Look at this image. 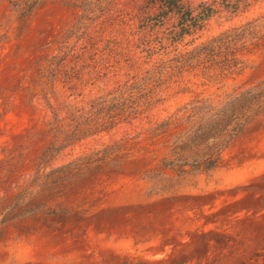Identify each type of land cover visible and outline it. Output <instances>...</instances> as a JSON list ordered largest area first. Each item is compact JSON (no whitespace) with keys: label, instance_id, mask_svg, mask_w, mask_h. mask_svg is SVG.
<instances>
[{"label":"rangeland","instance_id":"374dc122","mask_svg":"<svg viewBox=\"0 0 264 264\" xmlns=\"http://www.w3.org/2000/svg\"><path fill=\"white\" fill-rule=\"evenodd\" d=\"M86 1L93 7L82 12L73 7L81 0H0V264H264V115L247 125L210 172L178 180L167 171L170 176L160 185L146 170L156 167L165 148L145 140L117 165L94 164L54 181L55 168L96 142L81 141L54 159L42 156L52 117L41 91L48 85L49 97L69 96L79 105L129 73L128 91L138 95V87L141 96L160 101L150 112L154 118L195 96L222 97L264 79V42L238 44L241 66L226 77L195 68L165 72L161 80L152 74L134 85L140 80L131 77L137 71L129 66L125 36L132 37L130 26L137 33L136 27L147 26L143 34L150 37L182 28L186 35L179 48H191V42L256 19L252 32L263 39L264 0ZM173 2L179 11L168 15ZM203 14L209 17L200 23L196 19ZM161 15L170 20L160 29ZM78 19L88 29L77 34L86 30L97 39H115L113 48L124 54L109 56L110 81L72 90L75 72L67 61L53 88L42 82L46 78L37 73L36 61L54 36L73 32ZM78 38L72 34L69 45L80 47ZM103 46L98 42L95 56L106 54ZM88 48L93 52L91 44ZM133 50L144 59L141 47ZM149 66L142 64L138 73ZM137 124L121 122L101 141L133 134Z\"/></svg>","mask_w":264,"mask_h":264},{"label":"trees","instance_id":"16d2710c","mask_svg":"<svg viewBox=\"0 0 264 264\" xmlns=\"http://www.w3.org/2000/svg\"><path fill=\"white\" fill-rule=\"evenodd\" d=\"M160 1L166 3V0ZM92 5L90 1L81 0L80 3L73 4V7L84 12ZM167 5L170 7L168 15L178 13L179 5L176 2ZM187 12L190 16L191 11ZM168 15H161L160 23L156 24V27L161 29L164 23L170 20ZM208 17L209 15L203 14L196 20L203 23ZM255 21L256 19L247 21L197 44L191 42L189 44L192 45L191 48L183 49L179 48L186 35L182 28L173 35L164 32L150 37L149 34H143L147 26L136 27L140 29L139 33L132 31L134 28L130 26L129 34L132 37L125 36V50L129 52L127 60L132 59L129 60V66L137 71L131 77L140 80L134 85L138 82L142 85L141 80H149L152 74L161 80L165 72L180 73L195 68L204 72V75L214 74L216 77H226L234 73L242 63L237 45L244 47L247 44L259 45L260 42H264V38L252 32ZM183 22L180 27L185 25ZM83 23V19H78L72 26L73 32L78 35L81 42L80 47L76 44L69 45L74 33H66L67 30H63L61 35L54 36L44 47L45 51L36 61L37 73L40 77L46 78L42 80L44 84L49 82L54 88L55 82L59 80L61 68L67 61L70 62L69 70L75 72L73 75L70 74V79H75L72 90L88 83L110 81L108 76L110 65L107 64L110 61L109 56L122 57L124 53L113 48L114 42H117L115 39L103 37L97 39L86 30L77 34L81 27L88 29ZM249 39H254V42L248 41ZM101 41L104 42L102 50H105L106 54L98 57L95 56V50ZM55 43L60 45L58 52L52 54ZM89 43L93 52L88 48ZM138 47L145 53L142 60L140 59L142 55L134 54L133 49ZM142 64L150 66L138 73ZM76 68L79 70L76 71ZM86 68L87 71L84 72ZM95 74L97 76L92 78ZM125 76L126 80L115 81L113 87L106 90V93L89 96L79 105L73 103L75 99L68 100L69 96L60 100V97L53 93L49 97L46 88L48 85L41 86L42 98L45 99V106L52 117L48 124L52 134L47 146L42 149V156L51 155L54 159L66 149H74L81 141L91 139L96 142L93 147L86 148L67 164L55 168L53 180L71 176L94 164L117 165L121 158L132 153L131 149L134 146L145 140H149L152 145L160 142L165 148L164 155L157 160L156 167L146 170L148 173L146 177L149 178L150 174L158 184L170 176L167 171L174 174L170 178L175 176L178 180L210 172L219 167L223 151L247 125L264 115V79L234 88L217 99L195 96L177 107L174 112L154 118L150 112L160 101L141 96L143 89L138 87L134 88L138 95L128 91L131 88V84L128 83L129 73H125ZM135 121L138 122L136 126L138 129L133 134L125 133L118 138H109L107 142L101 141L102 134L113 130L121 122L132 124ZM97 136L99 137L96 138Z\"/></svg>","mask_w":264,"mask_h":264}]
</instances>
